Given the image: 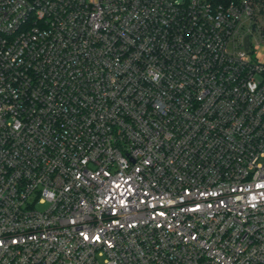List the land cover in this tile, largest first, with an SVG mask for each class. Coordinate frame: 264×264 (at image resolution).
<instances>
[{"label":"built area","instance_id":"2783aa9c","mask_svg":"<svg viewBox=\"0 0 264 264\" xmlns=\"http://www.w3.org/2000/svg\"><path fill=\"white\" fill-rule=\"evenodd\" d=\"M0 264H264V0H0Z\"/></svg>","mask_w":264,"mask_h":264},{"label":"water","instance_id":"95a60500","mask_svg":"<svg viewBox=\"0 0 264 264\" xmlns=\"http://www.w3.org/2000/svg\"><path fill=\"white\" fill-rule=\"evenodd\" d=\"M248 47H249V38H246V50L248 49Z\"/></svg>","mask_w":264,"mask_h":264},{"label":"rangeland","instance_id":"374dc122","mask_svg":"<svg viewBox=\"0 0 264 264\" xmlns=\"http://www.w3.org/2000/svg\"><path fill=\"white\" fill-rule=\"evenodd\" d=\"M39 209H41V206L39 207Z\"/></svg>","mask_w":264,"mask_h":264}]
</instances>
